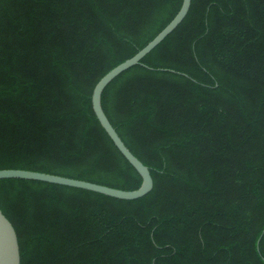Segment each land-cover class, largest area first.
<instances>
[{
	"label": "trees",
	"instance_id": "16d2710c",
	"mask_svg": "<svg viewBox=\"0 0 264 264\" xmlns=\"http://www.w3.org/2000/svg\"><path fill=\"white\" fill-rule=\"evenodd\" d=\"M182 3L0 0V170L138 189L92 95ZM102 105L152 191L0 179L21 264H264V0H192Z\"/></svg>",
	"mask_w": 264,
	"mask_h": 264
},
{
	"label": "water",
	"instance_id": "95a60500",
	"mask_svg": "<svg viewBox=\"0 0 264 264\" xmlns=\"http://www.w3.org/2000/svg\"><path fill=\"white\" fill-rule=\"evenodd\" d=\"M192 0H183L181 9L173 20L144 48L138 51L134 56L120 63L108 73H106L96 84L93 95L92 104L98 120L108 135L111 137L115 145L127 158V160L136 168L142 176L143 182L136 190H123L98 184L86 180H80L50 173L30 171L23 169H1L0 179L5 178H21L29 180H39L49 183H55L75 188H81L110 197L134 200L141 198L152 191L154 180L151 175L150 168L145 165L133 152L126 146L115 127L110 122L102 105V95L105 88L122 72L130 67L141 63L142 59L147 56L155 47H157L169 34H171L178 25L184 20L191 7ZM0 264H21L20 245L17 232L12 222L0 210Z\"/></svg>",
	"mask_w": 264,
	"mask_h": 264
}]
</instances>
